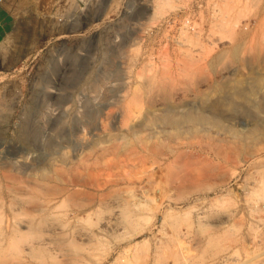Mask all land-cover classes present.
<instances>
[{"label": "rangeland", "instance_id": "obj_1", "mask_svg": "<svg viewBox=\"0 0 264 264\" xmlns=\"http://www.w3.org/2000/svg\"><path fill=\"white\" fill-rule=\"evenodd\" d=\"M0 264H264V0H0Z\"/></svg>", "mask_w": 264, "mask_h": 264}, {"label": "bare ground", "instance_id": "obj_2", "mask_svg": "<svg viewBox=\"0 0 264 264\" xmlns=\"http://www.w3.org/2000/svg\"><path fill=\"white\" fill-rule=\"evenodd\" d=\"M59 191V190H58ZM61 191V190H60ZM59 191V192H60ZM62 192H60V194H61ZM57 194V193H56ZM58 195V194H57ZM103 195V194H102ZM104 196V195H103ZM109 197H111V196H109ZM119 197H121V196H119ZM118 197V198H119ZM106 198V197H105ZM117 198V197H116ZM94 199V198H93ZM113 199V198H112ZM114 200H115V198H114ZM117 200H119V201H121V202H123V204L126 202V204H127V201H126V199H124V197L122 196V199H117ZM124 200V201H123ZM56 201H57V197L56 196H53V198H50V199H48V202L47 201H43L44 203H41L37 208L38 209H40V210H44V208H46V207H50L51 206V204H54V203H56ZM47 202V203H46ZM92 202V201H91ZM39 203H40V201H39ZM39 203H37V205L39 204ZM119 203V204H118ZM117 204H115V205H117V208H113V211H111V213L106 217V219L104 220V222H105V225L106 226H109V227H119V225H121V224H124V217L126 216V215H124V211H123V209H122V205L123 204H120V202H118ZM36 205V206H37ZM114 206V205H113ZM127 206V205H126ZM128 208V207H127ZM37 209V210H38ZM127 211H129V210H127ZM127 220H128V218H127ZM31 223H32V221L31 220H29V219H25V220H23V222H22V226L23 227H25V228H30L31 226ZM127 223V222H126ZM124 227H125V225H124ZM52 230V229H51Z\"/></svg>", "mask_w": 264, "mask_h": 264}]
</instances>
